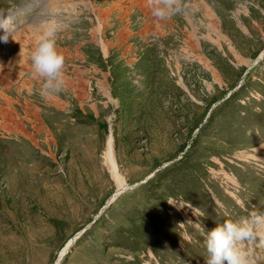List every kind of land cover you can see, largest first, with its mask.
Segmentation results:
<instances>
[{"label":"rangeland","instance_id":"374dc122","mask_svg":"<svg viewBox=\"0 0 264 264\" xmlns=\"http://www.w3.org/2000/svg\"><path fill=\"white\" fill-rule=\"evenodd\" d=\"M178 7L0 0V264H207L208 231L264 213V0ZM53 20L67 83L44 97L31 53ZM239 246L264 264V228Z\"/></svg>","mask_w":264,"mask_h":264},{"label":"clouds","instance_id":"9594fccd","mask_svg":"<svg viewBox=\"0 0 264 264\" xmlns=\"http://www.w3.org/2000/svg\"><path fill=\"white\" fill-rule=\"evenodd\" d=\"M147 4L152 15L159 19L179 11L178 0H147ZM58 29L59 25L54 20L49 22L31 53L33 73L43 82L41 95L44 97L60 93L67 83L66 57L58 47ZM0 30V42L17 41L14 17L3 10H0ZM168 202L174 204L170 200ZM195 226L200 227L198 223ZM261 228H264V213L258 212L249 213L247 218L226 219L218 223L205 238L209 254L207 264H246L245 254L239 245L242 241L255 239Z\"/></svg>","mask_w":264,"mask_h":264},{"label":"bare ground","instance_id":"6f19581e","mask_svg":"<svg viewBox=\"0 0 264 264\" xmlns=\"http://www.w3.org/2000/svg\"><path fill=\"white\" fill-rule=\"evenodd\" d=\"M1 83H4V82H1ZM57 109H59V108H57ZM19 115L20 114L15 113V117L13 116L14 117V121L8 128V134L18 136L19 137L17 139L18 141L20 140V138L34 140V142H35L34 146L36 148H40V144L35 139L34 134H31L30 132H28V130H26L27 128L22 124L21 119H20L21 117ZM104 159H105V162L107 163V165L109 166L113 176L116 178L118 186L123 187L124 184H122V178L117 172V167H116V162H115L114 153H113V144H112L111 136L109 137V140H108V145H107V149H106L105 154H104ZM62 254L63 253H61V255ZM61 255H60L59 259L57 260L56 264H59V260L61 258Z\"/></svg>","mask_w":264,"mask_h":264},{"label":"water","instance_id":"95a60500","mask_svg":"<svg viewBox=\"0 0 264 264\" xmlns=\"http://www.w3.org/2000/svg\"><path fill=\"white\" fill-rule=\"evenodd\" d=\"M134 185H136V184H134ZM125 188V187H124ZM124 188L123 189H120V190H118L117 192H114L110 197H109V199L103 204V206L99 209V211H98V213H97V216L103 211V209L104 208H106L123 190H124ZM96 216V217H97ZM95 217V218H96ZM94 218V219H95ZM80 233V232H79ZM79 233H77L70 241H74V239L76 238V236H78L79 235ZM71 242V243H72ZM70 243V244H71ZM69 244V245H70Z\"/></svg>","mask_w":264,"mask_h":264}]
</instances>
